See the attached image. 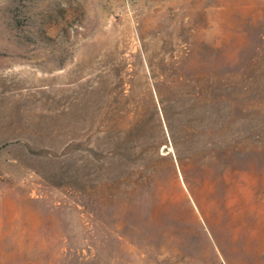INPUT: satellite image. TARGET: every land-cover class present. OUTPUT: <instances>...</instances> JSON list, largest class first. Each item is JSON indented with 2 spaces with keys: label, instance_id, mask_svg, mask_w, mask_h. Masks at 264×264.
<instances>
[{
  "label": "rangeland",
  "instance_id": "374dc122",
  "mask_svg": "<svg viewBox=\"0 0 264 264\" xmlns=\"http://www.w3.org/2000/svg\"><path fill=\"white\" fill-rule=\"evenodd\" d=\"M0 87V264H264V0H0Z\"/></svg>",
  "mask_w": 264,
  "mask_h": 264
},
{
  "label": "crops",
  "instance_id": "0c3cea01",
  "mask_svg": "<svg viewBox=\"0 0 264 264\" xmlns=\"http://www.w3.org/2000/svg\"><path fill=\"white\" fill-rule=\"evenodd\" d=\"M18 97L16 90L12 93L0 87V145L24 138L25 121L18 115Z\"/></svg>",
  "mask_w": 264,
  "mask_h": 264
},
{
  "label": "trees",
  "instance_id": "16d2710c",
  "mask_svg": "<svg viewBox=\"0 0 264 264\" xmlns=\"http://www.w3.org/2000/svg\"><path fill=\"white\" fill-rule=\"evenodd\" d=\"M179 115L181 116L182 113L180 112ZM169 129H170V124H169ZM174 146H175L176 155L178 156L179 155V147H178V143H176V141L174 142Z\"/></svg>",
  "mask_w": 264,
  "mask_h": 264
}]
</instances>
